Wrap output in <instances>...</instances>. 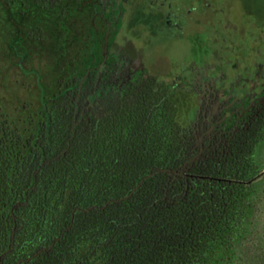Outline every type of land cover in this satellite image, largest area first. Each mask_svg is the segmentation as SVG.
Wrapping results in <instances>:
<instances>
[{
	"label": "flooded vegetation",
	"instance_id": "1",
	"mask_svg": "<svg viewBox=\"0 0 264 264\" xmlns=\"http://www.w3.org/2000/svg\"><path fill=\"white\" fill-rule=\"evenodd\" d=\"M73 4L68 10L73 16L58 11L47 20V44L37 46L28 39L29 45L17 48L23 57L18 66L27 68L29 60L41 70L33 79L36 101L21 104L27 115L21 118L24 127L45 132L51 141H66L69 145L57 158L76 140L95 134L103 141L106 132H117L119 122L104 119L106 108L113 106L104 103L107 96L150 92L152 87L174 100L177 143L167 159L164 150L158 153L135 183L132 165L126 179H112L117 163L109 159L119 154L109 159L97 154V187L83 202L87 206L72 211V223L59 235L23 232L24 219L13 217L11 245L0 250V264H130L122 256L132 217H121L116 206L166 207L181 193L213 191L236 172L249 170L247 159L254 160L253 177L243 181L244 188L264 201V35L259 36L264 25H258L253 40L225 45L221 42L233 0ZM70 86L77 87V95L66 103L62 96ZM108 124H114L113 130ZM34 176L38 182L37 171ZM79 212L85 213L84 222L73 231Z\"/></svg>",
	"mask_w": 264,
	"mask_h": 264
},
{
	"label": "trees",
	"instance_id": "2",
	"mask_svg": "<svg viewBox=\"0 0 264 264\" xmlns=\"http://www.w3.org/2000/svg\"><path fill=\"white\" fill-rule=\"evenodd\" d=\"M73 1L0 0L12 25L10 34L6 33L8 55L30 44L28 29H24L27 24L46 26L44 22L52 13L68 12ZM76 95L77 87L70 86L62 98L71 103ZM107 97L104 103L113 106L106 108L104 119L117 120V132H106L103 141L95 134L76 140L57 158L69 145L66 141H51L45 132L36 134V128L24 127L22 119L17 125L12 111H0V250L11 245V219L15 216L24 219L26 233L59 235L72 223V211L86 207L83 202L96 191L97 154L108 159L119 154L118 159H109L117 163L111 168L116 172L112 179H126V169L132 165L135 183L138 174L157 161L158 153L164 150L167 159L173 151L177 123L172 96L151 87L150 92ZM107 126L113 130L114 124ZM65 129L71 132V125ZM42 161H46L44 165ZM246 163L249 170L236 172L237 176H230L231 180L221 182L213 191L207 187L181 193L176 203L166 207L155 204L129 210L116 206L122 210L118 212L121 217H132L123 259L130 264H264V201L253 189L244 188L243 181L253 177L254 160L247 159ZM34 171L38 182H34ZM84 214H76L73 231L82 226Z\"/></svg>",
	"mask_w": 264,
	"mask_h": 264
},
{
	"label": "rangeland",
	"instance_id": "3",
	"mask_svg": "<svg viewBox=\"0 0 264 264\" xmlns=\"http://www.w3.org/2000/svg\"><path fill=\"white\" fill-rule=\"evenodd\" d=\"M232 4V1H231ZM234 9L230 7V26L225 32L224 40L221 44H228L230 40L251 41L255 38L259 29V24L264 25V0H233ZM6 10L0 5V111H12L15 122L20 124L22 116H27L22 109V102L36 101V84L34 78L38 77L41 70L28 62L27 68L23 65L18 66L19 61H23L20 52L15 51L12 60L9 59L8 47L6 46V33L12 30V25L6 20ZM232 17V18H231ZM46 21L44 22L45 25ZM37 27V28H36ZM20 26H18V30ZM24 29H28L29 40L34 41L37 46L44 45L50 41L46 26L38 27L30 22ZM125 29L122 31L125 36ZM264 30L259 29V36L262 39ZM219 45V44H218ZM198 54H202V48L198 47ZM177 98V96H176ZM93 98H91L92 100ZM264 221V220H263Z\"/></svg>",
	"mask_w": 264,
	"mask_h": 264
},
{
	"label": "water",
	"instance_id": "4",
	"mask_svg": "<svg viewBox=\"0 0 264 264\" xmlns=\"http://www.w3.org/2000/svg\"><path fill=\"white\" fill-rule=\"evenodd\" d=\"M82 86L80 85V92H81ZM80 95V94H79Z\"/></svg>",
	"mask_w": 264,
	"mask_h": 264
}]
</instances>
